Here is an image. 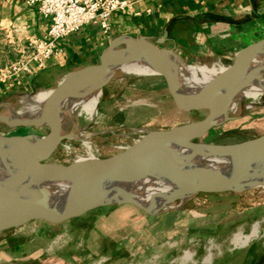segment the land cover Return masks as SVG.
Wrapping results in <instances>:
<instances>
[{
  "label": "rangeland",
  "instance_id": "374dc122",
  "mask_svg": "<svg viewBox=\"0 0 264 264\" xmlns=\"http://www.w3.org/2000/svg\"><path fill=\"white\" fill-rule=\"evenodd\" d=\"M263 37L256 34L252 42ZM219 63L227 67L231 60L187 64ZM182 65L177 62L178 72ZM17 98L0 103V113L8 106L18 108ZM207 112L179 109L160 74L117 73L102 89L96 115L91 119L84 113L79 116L82 134L63 140L46 163L67 165L82 156L90 159L86 139L91 143L92 156L104 159L130 143L140 128L188 125L203 119ZM228 116L233 118L198 141L232 144L263 136L264 94L258 103L235 116L228 112ZM49 133L48 125L20 127L0 122V134L44 137ZM217 190L199 193L160 213L119 204L79 216L85 208L75 209L62 212L52 221L35 220L16 226L0 233V264H264V195L257 194V189ZM257 222L261 224L258 236L236 247L235 234H250ZM187 250L189 258H185ZM209 252L212 260L205 262Z\"/></svg>",
  "mask_w": 264,
  "mask_h": 264
},
{
  "label": "bare ground",
  "instance_id": "6f19581e",
  "mask_svg": "<svg viewBox=\"0 0 264 264\" xmlns=\"http://www.w3.org/2000/svg\"><path fill=\"white\" fill-rule=\"evenodd\" d=\"M148 56V47L138 48L136 52L123 59L115 74L123 76L158 74ZM225 69L226 66L221 63L215 66L184 63L176 81L181 96L188 102L195 100L197 94L206 92V89ZM235 86L237 89L230 98L229 112L231 116L258 103L264 94V51L257 50L249 57V63L242 69V75L235 80ZM52 91L43 90L20 96L19 107L8 106L0 113V122L11 126L17 122L31 123L32 126L48 125L43 110ZM101 96L102 90L92 91L89 88L61 94L58 97L60 101L55 105V108L59 107L60 109L54 116L55 127L67 137L81 135L83 131L80 132V128L78 129L79 116L84 113L89 119L93 118L97 113ZM249 98L252 100L251 102H248ZM202 100L203 102H212L215 98L205 93ZM29 140L40 150L41 154H45L51 146L49 135L29 137ZM86 142L90 159H84L82 156L77 162H96V158L91 154V143L88 144V139ZM141 150L130 158L128 164L141 169L143 174L134 173L117 182L113 178L115 172H112L109 176L99 180L81 182L82 191L98 200L109 198H114L117 202H121L122 198L137 200L144 203L148 212L160 213V211L175 209L182 205L181 203L168 202L162 196L177 189L188 191L199 168H205L215 170V173L206 182V185L211 188L235 189L239 192H252V189H257V194L264 195V164L246 161L241 156L229 159L219 153L203 151H199L194 157H191V148L189 147L178 149L152 140L144 143ZM174 167L179 170L172 173L171 169ZM76 182L77 179L74 177L42 175L23 156L18 145L12 142L0 144V192L6 195V198H0V212L5 210L7 203L12 200L38 202L45 199L50 191L67 195L72 191ZM188 197V195L185 196L184 200ZM84 208L81 204H74L62 212ZM260 226L259 222L255 223L248 235H244L243 232L235 234L234 245L236 247L247 245L258 236ZM189 257L191 255L188 252L185 254V258ZM211 260L212 253L209 252L205 262H211Z\"/></svg>",
  "mask_w": 264,
  "mask_h": 264
},
{
  "label": "water",
  "instance_id": "95a60500",
  "mask_svg": "<svg viewBox=\"0 0 264 264\" xmlns=\"http://www.w3.org/2000/svg\"><path fill=\"white\" fill-rule=\"evenodd\" d=\"M171 23L164 28L163 35L157 40H152L147 36L131 37L123 35L114 38L101 56L99 64L69 73L53 89L43 110V115L47 119V124L50 128L48 135L51 139V146L45 154H41L40 150L29 140V137H36V135L0 134V144L12 142L18 145L23 156L29 160L33 168L40 174L54 177L62 175L77 179L72 191L67 195L50 191L45 199H41L38 202L27 200H12L8 202L5 210L0 212V233L35 220L52 221L64 209L74 204H81L85 207L84 212L76 216L104 206L122 205L121 203H130L131 206L146 210L144 203L137 200L122 198L121 202H117L114 198L106 200L92 198L82 191L80 184L87 180L102 179L109 176L112 172H115L113 178L117 182L124 180L134 173L143 174L141 169L129 166L128 161L135 153L141 152L142 145L149 140L178 149L189 147L191 148V157H194L199 151H203L219 153L229 159L241 156L246 161L264 164V135L259 138L232 144H215L198 141L214 127L220 126L228 119L233 118L228 116V112L230 98L237 89L235 80L242 75V69L249 63V57L257 50L264 51V37L240 48L235 53L232 62L215 82L206 89V92H199L193 102H188L181 96L176 84L179 74L177 71L179 59L173 51L164 47L169 38ZM140 47L149 48L148 59L157 69L158 74L165 80L179 109L190 112L206 109L208 112L205 117L195 123L167 129L140 128L132 141L123 146L117 154L96 160V162L74 161L67 165L46 163L58 145L68 138L66 135L61 134L54 124V116L60 110L59 107L55 108V105L60 101L58 97L63 93L78 91L82 88H89L92 91L102 90L113 77L123 59L127 55L136 52ZM205 93L210 94L215 100L203 102V94ZM14 126L28 127L32 126V124L17 122ZM178 170L177 167H174L171 169V172H177ZM213 173H215V170L199 168L188 191L184 192L180 189L172 190L162 197L168 202L184 204L199 193L218 191L206 185V182ZM187 195L189 197L184 200V197ZM4 197L6 198V195L0 192V198L4 199Z\"/></svg>",
  "mask_w": 264,
  "mask_h": 264
},
{
  "label": "crops",
  "instance_id": "0c3cea01",
  "mask_svg": "<svg viewBox=\"0 0 264 264\" xmlns=\"http://www.w3.org/2000/svg\"><path fill=\"white\" fill-rule=\"evenodd\" d=\"M169 23L164 47L180 61L232 62L235 53L256 34L264 36V0H135L131 9L114 15L109 33L98 22H91L61 39L59 53L45 68L15 78L7 76L8 64L25 50L30 39L46 33L49 20L37 5L0 0V103L56 87L69 73L99 64L118 36L157 40Z\"/></svg>",
  "mask_w": 264,
  "mask_h": 264
},
{
  "label": "built area",
  "instance_id": "2783aa9c",
  "mask_svg": "<svg viewBox=\"0 0 264 264\" xmlns=\"http://www.w3.org/2000/svg\"><path fill=\"white\" fill-rule=\"evenodd\" d=\"M28 6H38L40 14L49 20L46 33L29 40L25 50L7 66L9 78L45 68L60 51L59 41L91 22H98L105 33L113 26L116 13L131 9L135 0H24Z\"/></svg>",
  "mask_w": 264,
  "mask_h": 264
}]
</instances>
